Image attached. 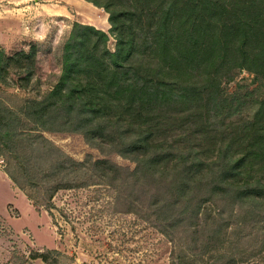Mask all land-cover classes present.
Segmentation results:
<instances>
[{"label":"trees","instance_id":"obj_1","mask_svg":"<svg viewBox=\"0 0 264 264\" xmlns=\"http://www.w3.org/2000/svg\"><path fill=\"white\" fill-rule=\"evenodd\" d=\"M88 1L109 13L110 33L75 21L58 81L16 113L30 130L2 133L0 118V153L29 186L9 175L51 211L54 194L74 186L64 178L84 172L176 244L174 264L245 263L264 244V93L237 118L246 98H230L224 82L243 69L264 80V0ZM43 131L81 134L135 167L77 161ZM50 252L34 257L54 264Z\"/></svg>","mask_w":264,"mask_h":264},{"label":"rangeland","instance_id":"obj_2","mask_svg":"<svg viewBox=\"0 0 264 264\" xmlns=\"http://www.w3.org/2000/svg\"><path fill=\"white\" fill-rule=\"evenodd\" d=\"M31 1L33 6L20 16L2 13L3 17L15 21L10 27L13 34L3 44L0 56L4 66L0 75L2 133L30 130L29 118L16 113L27 100L40 99L58 81L63 67V46L75 21L109 33L111 29L109 13L88 0ZM109 47L112 50L116 47V38L112 35ZM32 49L36 56L28 60L22 53ZM224 88L230 98L245 96V106L235 109L233 115L244 117L253 112L264 93V80L243 69L237 71L234 80L224 82ZM43 135L77 161H84L87 155L105 156L122 166L135 167L133 161L117 153L104 155L81 134L43 131ZM0 158L3 159L0 163V264H50L34 257V253L51 249L58 250L49 254L54 264H174L176 252L180 251L176 244L142 215L127 211L125 205L117 203L115 187L107 183L85 184L88 176L84 172L78 173L76 181L63 177L74 186L60 188L53 196L55 207L49 211L44 205H36L9 175L8 170L28 187L20 165L1 153ZM257 246L260 251L241 264H264V244ZM204 262L199 258L184 264Z\"/></svg>","mask_w":264,"mask_h":264},{"label":"crops","instance_id":"obj_3","mask_svg":"<svg viewBox=\"0 0 264 264\" xmlns=\"http://www.w3.org/2000/svg\"><path fill=\"white\" fill-rule=\"evenodd\" d=\"M29 6H33V2L31 0H5L4 2H0V53L3 50V44L5 43V41L8 40L11 34H13V32H10V29L12 28L11 24L15 22L13 21L14 19H7L6 17H3L2 13L4 14L5 12H11L15 16H20V13L25 12L26 8H28ZM12 16L9 18H12ZM25 20L26 18L23 19V23L27 22V20ZM3 173L7 175V173Z\"/></svg>","mask_w":264,"mask_h":264},{"label":"built area","instance_id":"obj_4","mask_svg":"<svg viewBox=\"0 0 264 264\" xmlns=\"http://www.w3.org/2000/svg\"><path fill=\"white\" fill-rule=\"evenodd\" d=\"M2 162H3V159L0 158V163H2Z\"/></svg>","mask_w":264,"mask_h":264}]
</instances>
